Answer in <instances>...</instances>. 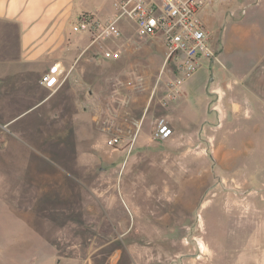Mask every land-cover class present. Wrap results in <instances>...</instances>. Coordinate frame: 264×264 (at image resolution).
Wrapping results in <instances>:
<instances>
[{
    "label": "rangeland",
    "instance_id": "rangeland-1",
    "mask_svg": "<svg viewBox=\"0 0 264 264\" xmlns=\"http://www.w3.org/2000/svg\"><path fill=\"white\" fill-rule=\"evenodd\" d=\"M255 1L207 3L210 46L218 50L221 32L245 15L248 30ZM93 2L104 19L111 1ZM121 28L83 56L97 52L103 64L96 84L106 127L90 112L56 124L53 98L42 99L49 68L0 64V264H264V56L243 77L221 68L219 116L205 113V82L187 85L173 110L161 38ZM130 85L147 98L143 123L112 128L124 107L112 93L133 94ZM160 117L171 128L165 139L153 137ZM114 135L120 142L107 144Z\"/></svg>",
    "mask_w": 264,
    "mask_h": 264
},
{
    "label": "crops",
    "instance_id": "crops-1",
    "mask_svg": "<svg viewBox=\"0 0 264 264\" xmlns=\"http://www.w3.org/2000/svg\"><path fill=\"white\" fill-rule=\"evenodd\" d=\"M93 1L0 0V64H13V66L22 67L25 72L26 69L37 70V67L41 72L42 69L46 71L53 65L58 66L55 72L57 82L54 86L48 87L50 91L42 99L53 98L51 112L48 115H51L52 120L60 126L67 123L69 115L75 113L90 112L94 121L101 123L103 120L102 91L96 84V81L105 75L103 64L96 61L97 52H92L83 58L87 51V49L84 50L87 43L83 47L84 44L73 39L75 36L73 34H78L76 35L78 39L85 38V34L69 31V26L75 22V18L80 13L93 11ZM210 1L212 0H209L208 4ZM206 8L207 5L202 12V19L207 16ZM257 10L258 12L255 13ZM248 11H253V14H256L248 19L250 21L248 30L244 25L245 15L240 21L230 23L226 35L221 32L217 50L218 56L221 57V63L210 61L208 66H203L184 81L178 87L181 93H176V97L170 100L169 105L173 110L179 108V101H175L179 96L186 94L187 85L197 82L201 85L205 82L203 88H206L208 78L212 74L213 79L210 81L208 89L212 93L213 101L211 100L212 103L208 101L211 104L207 103L205 113L219 116L216 105L221 99L218 88L223 79V69L221 68L224 67L225 71L229 72L228 75H225L226 78L230 76L232 79L235 72L237 77H243L260 63L261 57L264 56V0H256L253 5L248 7ZM81 60L87 62L86 65H80ZM212 65L215 66L214 70L211 69ZM240 68L241 70H239ZM130 87H134L133 94L124 95L122 88L116 89L112 93V95L116 94L122 97L124 106L117 110L119 113L110 121L112 125L117 126L112 128L129 130L143 123V121L141 123V119L147 106V98L143 96L140 99L138 88L132 85ZM248 93L251 99H260L259 95L254 92L248 90ZM169 96L168 94L167 99ZM251 99L248 101L247 107H250ZM134 105L141 106L140 113L139 111L132 113L130 107ZM72 107L74 109L70 110ZM181 110L183 111V109ZM176 115V120H181L177 113ZM176 120L175 122H177ZM202 122L203 120L199 118L193 124H197L200 129ZM101 124L102 127H106L103 121Z\"/></svg>",
    "mask_w": 264,
    "mask_h": 264
},
{
    "label": "built area",
    "instance_id": "built-area-1",
    "mask_svg": "<svg viewBox=\"0 0 264 264\" xmlns=\"http://www.w3.org/2000/svg\"><path fill=\"white\" fill-rule=\"evenodd\" d=\"M209 0H111V11L99 19L92 12H82L71 25L73 32L84 33L88 42L84 50L98 40L121 35V23L132 24L139 37L159 35L164 45L163 65L172 66L174 76L170 97L178 87L210 61H218L217 49L209 44V33L202 12ZM57 65L42 75L41 83L51 87L57 82ZM154 138L165 139L171 133L163 117L156 119ZM120 135L107 139L109 145L120 142Z\"/></svg>",
    "mask_w": 264,
    "mask_h": 264
},
{
    "label": "water",
    "instance_id": "water-1",
    "mask_svg": "<svg viewBox=\"0 0 264 264\" xmlns=\"http://www.w3.org/2000/svg\"><path fill=\"white\" fill-rule=\"evenodd\" d=\"M212 79H213V76H212V74L209 76V78H208V82H207V85H206V93L208 94V95H211L212 93L210 92V91H208L207 89H208V85H209V83H210V81H212Z\"/></svg>",
    "mask_w": 264,
    "mask_h": 264
}]
</instances>
